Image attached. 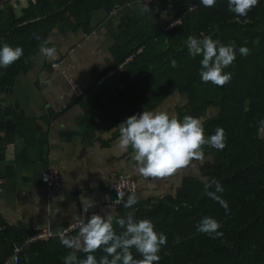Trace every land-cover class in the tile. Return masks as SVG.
Segmentation results:
<instances>
[{"label":"trees","instance_id":"trees-1","mask_svg":"<svg viewBox=\"0 0 264 264\" xmlns=\"http://www.w3.org/2000/svg\"><path fill=\"white\" fill-rule=\"evenodd\" d=\"M131 2L139 3L140 9L121 20L111 47L114 58L95 73L91 85L110 70H119L122 88L106 103L82 101V134L91 140L96 131L118 126L133 113L155 110L172 95L183 94L185 102L176 108L175 116L200 117L205 135L222 127L226 146L223 150L202 146L203 159L190 163L199 161L197 174L184 176L173 196L137 200L125 209L123 202L130 193L114 204L110 183L115 217L131 213L137 220L147 218L156 231L166 234L159 264H264V138L259 135L264 128V0L239 18L229 11L228 0H217L212 7H204L199 0H144L149 6L144 13L142 0H33L18 17L1 8L0 44L20 45L23 55L0 68V89L12 85L19 73L30 68L32 56L41 45H47L51 29L88 32L94 11L110 13ZM177 18L178 24L165 28ZM201 34L237 49L246 45L250 50L244 56L237 52L225 69L232 78L223 86L201 81V57L188 55L187 37ZM129 55L131 59L118 69ZM173 59L175 67L170 63ZM213 179L223 186L218 195L227 201V213L206 194L205 185ZM204 216L221 223L222 236L196 230ZM114 227L117 233L122 230L115 223ZM41 228L8 225L0 217V264H6L16 246L21 249L15 264H63V257L71 250L60 243V235L25 243ZM77 231L78 226L64 235ZM132 251L135 258L142 259L135 249ZM76 255L84 258L86 253L77 251ZM94 255L99 259L106 254L97 249Z\"/></svg>","mask_w":264,"mask_h":264},{"label":"crops","instance_id":"crops-1","mask_svg":"<svg viewBox=\"0 0 264 264\" xmlns=\"http://www.w3.org/2000/svg\"><path fill=\"white\" fill-rule=\"evenodd\" d=\"M30 1L0 0V9L18 17ZM139 9L135 3L110 13L94 11L88 32L51 29L47 45L32 56L30 68L0 89V217L4 223L37 230L58 228L93 212H111L115 217L109 184L117 177L134 178L137 200H146L173 196L184 176L197 174L199 161L167 177L145 178L136 171L131 149L120 151L116 126L96 131L91 140L82 134V101L106 103L122 88L119 70H110L91 85L95 73L114 58L111 47L121 20ZM42 47H55V55H45ZM70 78L83 87L80 101L73 96ZM184 102L183 94H174L155 110L176 115ZM259 135L264 138V128ZM47 170L58 173L51 186L42 180ZM85 200L93 205L86 212Z\"/></svg>","mask_w":264,"mask_h":264},{"label":"clouds","instance_id":"clouds-1","mask_svg":"<svg viewBox=\"0 0 264 264\" xmlns=\"http://www.w3.org/2000/svg\"><path fill=\"white\" fill-rule=\"evenodd\" d=\"M204 7H212L217 0H199ZM259 0H228L229 11L237 18L246 16ZM141 12H148L149 6L142 0ZM46 43V42H45ZM190 57H201L199 75L203 82L217 86L227 84L232 73L225 71L231 65L237 52L244 56L249 53L246 45L238 49L232 44H223L218 39L201 34V37L189 35L185 41ZM47 56L56 53L55 47H42ZM23 55L20 45L13 47L0 44V68H5ZM176 66L175 59L170 61ZM264 123V122H262ZM119 129L118 147L121 152L131 149L136 171L145 178H162L175 174L179 169L190 165L194 159L202 160L203 147L211 146L223 150L226 135L222 127H217L212 134L205 135L204 124L200 117L184 115L178 118L162 110H145L133 113L116 126ZM214 185V190L212 186ZM206 194L228 212V203L218 193L224 191L218 180H211L205 185ZM86 212L90 202L84 201ZM137 203L135 193H130L123 202L125 209ZM78 231L75 235L61 234L60 243L70 249L63 257V264H159L161 248L167 243L166 234L155 230L154 223L147 218L135 219L131 213L113 217L111 212L97 214L93 212L86 219H78ZM122 230L117 233L114 227ZM221 223L211 216H204L196 225L198 232L222 236ZM97 249L106 255L99 259L94 255ZM133 249L142 259L133 255ZM86 253L78 258L76 252Z\"/></svg>","mask_w":264,"mask_h":264},{"label":"built area","instance_id":"built-area-1","mask_svg":"<svg viewBox=\"0 0 264 264\" xmlns=\"http://www.w3.org/2000/svg\"><path fill=\"white\" fill-rule=\"evenodd\" d=\"M180 22V18L175 20L172 24H168L165 28L171 27ZM141 48L138 49L140 51ZM132 55H129L125 58L124 62L118 65V69L122 68L123 65L131 59ZM69 83L71 86V90L74 97L82 96L84 93L83 87L80 83L73 79H69ZM42 180L46 183L47 186H51L56 183L58 180V173L55 170H47L42 173ZM111 189L115 191V197L112 200L114 204H120L123 201V198L129 193L133 192L136 189V183L134 179L129 175H123L117 178L115 181L111 183ZM79 220H75L70 222L67 226L63 228H52L50 226L42 227L39 231H37L34 235L30 236L25 243L35 240H44L49 239L55 235L65 234L70 230L76 228L78 226ZM21 246H16L14 249V253L11 257L6 260V264H15L18 261V252L20 251Z\"/></svg>","mask_w":264,"mask_h":264},{"label":"rangeland","instance_id":"rangeland-1","mask_svg":"<svg viewBox=\"0 0 264 264\" xmlns=\"http://www.w3.org/2000/svg\"><path fill=\"white\" fill-rule=\"evenodd\" d=\"M178 19V18H177ZM177 19H175V20H177ZM175 20H173L172 22H171V24L175 21ZM176 25V24H175ZM174 26V25H173Z\"/></svg>","mask_w":264,"mask_h":264},{"label":"water","instance_id":"water-1","mask_svg":"<svg viewBox=\"0 0 264 264\" xmlns=\"http://www.w3.org/2000/svg\"><path fill=\"white\" fill-rule=\"evenodd\" d=\"M133 3H136V2H131V3H129V4H133ZM129 4H128V5H129ZM210 110H211V109H210Z\"/></svg>","mask_w":264,"mask_h":264}]
</instances>
